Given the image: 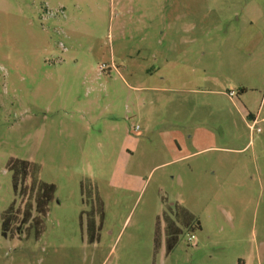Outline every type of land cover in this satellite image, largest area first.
I'll use <instances>...</instances> for the list:
<instances>
[{
  "label": "rangeland",
  "instance_id": "obj_1",
  "mask_svg": "<svg viewBox=\"0 0 264 264\" xmlns=\"http://www.w3.org/2000/svg\"><path fill=\"white\" fill-rule=\"evenodd\" d=\"M0 264H264V0H0Z\"/></svg>",
  "mask_w": 264,
  "mask_h": 264
},
{
  "label": "crops",
  "instance_id": "obj_2",
  "mask_svg": "<svg viewBox=\"0 0 264 264\" xmlns=\"http://www.w3.org/2000/svg\"><path fill=\"white\" fill-rule=\"evenodd\" d=\"M257 119H258V118H257V116H256V117H255V121H257Z\"/></svg>",
  "mask_w": 264,
  "mask_h": 264
},
{
  "label": "built area",
  "instance_id": "obj_3",
  "mask_svg": "<svg viewBox=\"0 0 264 264\" xmlns=\"http://www.w3.org/2000/svg\"><path fill=\"white\" fill-rule=\"evenodd\" d=\"M63 11V10H62Z\"/></svg>",
  "mask_w": 264,
  "mask_h": 264
}]
</instances>
